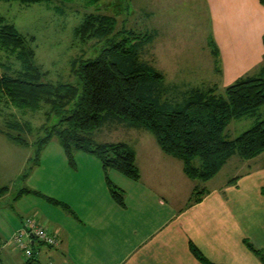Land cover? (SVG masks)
Segmentation results:
<instances>
[{
	"label": "crops",
	"instance_id": "crops-1",
	"mask_svg": "<svg viewBox=\"0 0 264 264\" xmlns=\"http://www.w3.org/2000/svg\"><path fill=\"white\" fill-rule=\"evenodd\" d=\"M198 2L204 5L211 27L192 84L187 85V74L175 63L173 69L158 66L167 65L160 56L174 49L151 44V65L164 75L167 86L183 88L180 95L195 87L217 86L220 91L239 78L258 74L264 64V5L259 0ZM0 3L17 10L36 4ZM151 34L152 42L157 32ZM163 69L180 77V83L170 82L176 78L168 79ZM118 121L138 142L127 144L140 173L134 180L107 170L123 192V205L111 197L96 157L78 151L71 167L59 142L42 151L25 180L16 181L29 163L31 148L0 133V188L7 186L0 201L9 197L11 208L0 207V264L23 263L9 239L25 217L35 219L59 240L56 246L44 245L47 264H203L190 243L214 264H263L247 244L264 251V151L249 159L231 155L204 183L203 198L189 204L197 182L185 175L182 161L165 154L148 130ZM19 187L36 190L38 198L23 193L14 199ZM35 242L30 243L36 257Z\"/></svg>",
	"mask_w": 264,
	"mask_h": 264
},
{
	"label": "trees",
	"instance_id": "trees-1",
	"mask_svg": "<svg viewBox=\"0 0 264 264\" xmlns=\"http://www.w3.org/2000/svg\"><path fill=\"white\" fill-rule=\"evenodd\" d=\"M18 1L27 5L48 0ZM89 1L96 5L100 0ZM259 1L264 5V0ZM115 18L94 11L84 15L74 29L75 36L81 40L96 39L99 53L72 61L76 83H55L46 79L47 71L35 61V37L19 32L0 15V52L6 54V60L0 56V105L31 111L48 106L45 114L56 117L35 134L29 122L17 120L12 113L4 116L0 110V133L32 149L30 161L16 181L25 180L38 164L43 147L54 137L71 167L75 166L78 151L96 157L105 171L111 197L123 205V192L109 179L107 170L139 179L134 151L125 142H96L90 135L102 122L114 118L148 130L165 154L180 159L185 175L197 182L189 204L199 202L207 191L204 183L231 155L249 159L264 151V64L258 74L239 78L222 92L217 86L195 87L177 101L172 97L176 89L171 90L164 75L141 58L139 48L152 34L118 29ZM10 56L18 65L8 61ZM242 117H254L252 125L233 139L227 138L225 129L229 122ZM27 135L33 138L29 140ZM5 189L7 186L1 187L0 193ZM31 192L39 193L19 187L14 199ZM50 199L66 207L63 202ZM247 245L264 264V251ZM190 250L203 264H214L192 243ZM36 259L33 251L22 264H34Z\"/></svg>",
	"mask_w": 264,
	"mask_h": 264
},
{
	"label": "rangeland",
	"instance_id": "rangeland-1",
	"mask_svg": "<svg viewBox=\"0 0 264 264\" xmlns=\"http://www.w3.org/2000/svg\"><path fill=\"white\" fill-rule=\"evenodd\" d=\"M1 4L0 15L10 18L19 32L35 37V41L32 44L35 52V61L43 70L47 71L46 79L55 83H76L78 77L71 71L72 61L80 57L91 58L99 53L100 47L96 39L81 40L74 33V29L82 22L86 13L94 11L115 16L116 28L118 29L132 28L137 32L149 35L155 30L157 39L155 41L152 40V43L150 38L149 41L140 46L141 58L151 63V44L158 43L163 48L174 49L168 55L164 53L160 56L167 65L158 66L173 69L176 64L178 68L184 69L183 71L187 74L185 75L187 85L194 82L195 68L198 63H202L201 59H203L204 53L202 51L206 48L211 27L208 20L209 17L205 8H203L204 5L201 3L200 6L198 0H100L96 5H93L91 1L88 2V0H54L49 4L44 2L36 3L24 10H17L15 7L8 9L6 5ZM177 49H179V52H176ZM5 55V53L0 52L1 57ZM4 60H6L5 57ZM8 61L18 65L13 56H10ZM163 73L165 75L167 73L168 79L171 77L176 78L170 82L180 83L181 78L169 70L163 69ZM178 74L180 73L178 72ZM169 85L171 84L169 83ZM173 89H176V91H172L173 99L181 100L179 91L183 88L178 86L171 90ZM0 110L4 116L12 113L17 120L29 122V126L32 127V131L35 134L37 129L44 123L49 125L56 120L54 115L48 117L45 114L48 106H42L38 110L31 111L1 104ZM253 121L254 117L232 119L225 129V136L233 139L249 128ZM90 135L96 142L121 141L131 146L138 143L130 135V129L124 123L111 118L102 122L101 126L94 129ZM27 137L29 140L33 138L32 135H27ZM54 142L58 141L53 137L46 143L42 151ZM30 155H32V149ZM228 166L227 168L230 169L232 165L229 164ZM224 174L225 172L223 171L222 175ZM14 193H16V189ZM25 195H28V193H25ZM38 196L39 194L30 193L27 198H38ZM7 199L9 200V197ZM7 199L0 201V207L4 205V209L9 210ZM31 205L32 202L27 207ZM9 241L11 246H14L11 238ZM38 247L41 248L42 253L40 254ZM15 248L18 253L20 252L19 256L21 261L24 262L27 257L23 251H20L17 247ZM34 248L37 251L36 254H38L34 264H47V257L43 254L44 245L35 242ZM3 263L5 264V262Z\"/></svg>",
	"mask_w": 264,
	"mask_h": 264
},
{
	"label": "built area",
	"instance_id": "built-area-1",
	"mask_svg": "<svg viewBox=\"0 0 264 264\" xmlns=\"http://www.w3.org/2000/svg\"><path fill=\"white\" fill-rule=\"evenodd\" d=\"M31 235L35 240H38L46 246H56L59 242L58 238L49 233L42 225L31 217H25L22 221V226L14 232L12 236L13 243L23 251L27 258L33 254L31 247Z\"/></svg>",
	"mask_w": 264,
	"mask_h": 264
},
{
	"label": "water",
	"instance_id": "water-1",
	"mask_svg": "<svg viewBox=\"0 0 264 264\" xmlns=\"http://www.w3.org/2000/svg\"><path fill=\"white\" fill-rule=\"evenodd\" d=\"M34 240H35V239H34V236H33V235H31V241H30V242H31V243H33V242H34Z\"/></svg>",
	"mask_w": 264,
	"mask_h": 264
}]
</instances>
